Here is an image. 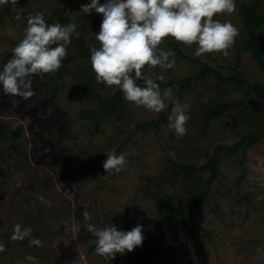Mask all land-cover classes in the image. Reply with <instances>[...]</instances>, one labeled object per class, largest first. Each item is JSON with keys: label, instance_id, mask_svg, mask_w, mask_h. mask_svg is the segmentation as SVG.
Listing matches in <instances>:
<instances>
[{"label": "rangeland", "instance_id": "rangeland-1", "mask_svg": "<svg viewBox=\"0 0 264 264\" xmlns=\"http://www.w3.org/2000/svg\"><path fill=\"white\" fill-rule=\"evenodd\" d=\"M242 1L236 0L234 12L213 17L230 21L239 30L226 56L220 52L197 56L195 44L174 39L185 57H175L174 67L166 70L147 65L141 70L143 76L156 81L162 76L159 81L163 83L180 81L169 87L159 85L162 94L171 88L174 97L187 106V131L179 136L168 126L171 114L161 119L172 105L171 99L157 114L126 101L121 91L120 105L97 127L95 118L83 116L92 110L97 117L119 88L97 83L90 61L83 55L86 48L91 52L100 46L95 34L102 14L80 12L81 5L90 0H60L59 7L77 27L59 73L33 76L35 94L28 100L0 90V244L5 246L0 264H19L28 255L36 257L39 264H264V199H257L264 191V138L243 153L234 146L215 154L216 177L196 207L192 222L179 229L182 218L178 216L186 198L203 189L210 176L202 166L214 148L231 145L239 135L264 123V106L257 104L255 91L238 89L212 76L201 81L192 78L188 86L180 87L203 65L226 74L236 67L250 83L264 87V69L251 51L243 48ZM5 7L10 10L0 15V67L23 38L28 15L39 12L45 20L53 18L55 0H28L27 5L17 0L15 6L0 5V10ZM254 12L261 22L253 29L249 46L256 45L264 59V0H257ZM17 14L20 20L15 19ZM159 47L172 49L165 38ZM90 74L95 76V85L83 88ZM137 83L143 86L144 79ZM236 102L243 103L204 125L206 109ZM151 120L158 122L157 127L138 128ZM246 120L248 124H244ZM17 129L20 137L10 141ZM112 151L126 155L127 163L119 173L105 172L102 167L106 154ZM96 154L104 156L92 160L90 156ZM176 162L195 167L185 176L173 166ZM169 171L176 176V184L165 180ZM41 197L51 201V206ZM85 211L90 221L84 220ZM88 222L100 229L113 223L124 230L141 224L144 240L137 248L150 249L165 242L163 253L148 259L147 254H131L120 262L86 255L92 238L85 229ZM16 224L31 227V237L39 238L43 246L7 247Z\"/></svg>", "mask_w": 264, "mask_h": 264}, {"label": "clouds", "instance_id": "clouds-1", "mask_svg": "<svg viewBox=\"0 0 264 264\" xmlns=\"http://www.w3.org/2000/svg\"><path fill=\"white\" fill-rule=\"evenodd\" d=\"M17 0H0V5L15 6ZM236 10V0H90L82 4L80 12L102 14L100 30L95 34L100 42L98 48L91 49V67L97 83L118 86L126 101L142 106L144 109L160 113L171 99L173 104L169 116V128L183 136L190 119L187 106L173 95L171 88L163 94L156 80L142 75L147 65L155 69H169L175 65L172 49L159 47L163 38L171 36L186 45L195 44V55L220 52L228 54L239 30L230 22L213 19L219 13H232ZM17 14L15 19L20 20ZM24 36L12 49L11 57L0 67V90L5 94L16 95L28 100L35 93L32 78L36 75L56 72L68 54L72 43V33L76 25L59 22L48 24L43 13H30L26 22ZM144 79L141 86L138 79ZM163 80V77H158ZM126 155L115 151L106 154L102 167L105 172L119 173L126 165ZM264 199V194L257 197ZM41 200L51 206V201ZM85 221L91 217L83 213ZM85 229L92 236L88 241L97 255L113 260L117 253L123 255L142 246L143 225L137 224L131 230L118 228L115 224L100 229L88 222ZM29 226L16 224L11 239L29 240L30 246L42 247L39 238L31 237ZM5 246L0 244V253ZM39 264L36 257L28 255L19 264Z\"/></svg>", "mask_w": 264, "mask_h": 264}, {"label": "trees", "instance_id": "trees-1", "mask_svg": "<svg viewBox=\"0 0 264 264\" xmlns=\"http://www.w3.org/2000/svg\"><path fill=\"white\" fill-rule=\"evenodd\" d=\"M24 4H28V0H21ZM59 3L60 0H55V8L53 10V18H49L48 20H45L46 23L48 24H53L56 22H59L62 25H67L70 23L69 21V17L63 13L62 9L59 7ZM257 0H243L241 3V7H240V15L242 18V21L244 23V28H245V32H246V39H245V43L243 48H248L251 51V54L255 60V62L257 63V65L264 69V59L261 56L260 50L258 49V47L256 45H251L249 46L251 40L253 39V29H255L259 23L261 22L260 18L258 17V15L255 14L254 12V5H256ZM5 10H10L9 7H5L4 9L0 10V15L3 13V11ZM18 13H21L20 10H17ZM165 39L167 40L168 44L172 47V49L174 50L175 53V57H185V55L181 52L180 48L177 46V43H175L174 38H172L171 36L165 37ZM82 41V39H81ZM83 42V41H82ZM85 47V45H83ZM86 48V47H85ZM84 56L87 57V59H89L90 61V55L91 52L87 51L86 48V52H84L83 54ZM191 59L193 62H198L195 59L189 58ZM91 63V61H90ZM63 66V63L61 65V67ZM61 67L56 71V73H59ZM90 68L92 70V67L90 65ZM49 73L43 74L42 76H46ZM208 76H212L214 79L218 80L219 82H229L232 83L235 87H237L238 89H249L252 91H255L257 94V104L259 106H264V87L261 83L259 82H254V83H250L247 79L244 78L242 72H240L239 70H237L236 67H233L231 69L230 73H221L218 72L216 69L209 67L208 65H203V67H201L197 73H195L194 75L188 77L185 79L184 83L182 85H180L181 88H183L184 86H188L190 81L192 80V78L196 79V80H204L206 77ZM95 76L94 75H89V79L86 83H84L82 86L83 88H92L95 85ZM160 86H170L173 83H180V81H168L166 83H163L159 80L156 81ZM180 88V89H181ZM122 101V93L121 90L119 89L107 102L106 106H103V108L100 110L99 115L97 117H93V115L91 114L92 110H88L85 111V114L83 115L85 118H89V119H94L95 118V127H97V124L99 123V121H101L103 119V117L108 114L110 111L115 110V108H117L120 103ZM243 102H236V103H226V104H222L219 105L217 107L211 108V109H206L204 111V125L207 126V122L211 119V118H215L218 117L219 115H221L226 109L232 107V106H238L240 104H242ZM173 105V104H172ZM169 107V110L167 111L166 114L161 115V119H166L167 115L171 114V110L173 106ZM248 120H246L244 122V124H248ZM158 122L156 120H151L149 122H144L142 124H140L138 126V128H144L146 126H151V127H157ZM97 129V128H95ZM3 134V132H1V135ZM20 137V130L17 129L15 130L11 137L9 138L10 141H14L16 139H18ZM264 138V123L260 124L258 127L255 128V130L251 133H242L241 135H239L238 141L234 142L231 145H217L214 148V152L213 155L208 157L206 163L202 166V168H205L207 170L210 171V176L208 177V179L205 181V187L203 189H199L198 191H193L192 193H190V196L187 197V203L184 204L181 208V213L179 214L178 217L182 218V224L181 227L179 228L180 230L183 229L187 224L192 222V216L194 214V211L196 209V207L198 206V204L200 203V201L202 200L203 196L205 195V193L209 190L210 188V183L211 181H213V179L216 177V172H215V164H216V156L215 154H217L218 151L220 150H232L234 146H238L240 147L241 153H243L245 150H247L248 148H250L252 145H254L256 142L260 141L261 139ZM243 155V154H242ZM104 156L103 154H96L95 156H90V158L92 160H96L98 157H102ZM243 159V156H242ZM174 167H179L183 172L184 175L187 176L189 171L191 169H193L195 167V165L191 164L188 166H184L178 162L173 164ZM162 178V177H161ZM165 180H168L170 183H175L176 184V176L171 173L170 171L167 172L166 177H164ZM262 194H264V191L262 192ZM12 233L10 234V236L7 238V247H12V245H17L20 247H26L29 245V240L25 239L23 241H13L11 239ZM92 238H90L91 240ZM168 242V240L166 241V243ZM165 246V242H160V243H156L155 246H153L152 248H135L133 251L131 252H126L123 255H119L116 258H114L113 260L116 262H120L123 261L124 259L128 258L131 254L132 255H142V254H147V259L152 257L153 255H156L157 257H160L161 254L163 253V249ZM85 254L86 255H92V254H96L94 251V247L90 244L86 245V250H85ZM100 256V255H99ZM102 257V256H100ZM105 258V257H102ZM106 259V258H105Z\"/></svg>", "mask_w": 264, "mask_h": 264}]
</instances>
